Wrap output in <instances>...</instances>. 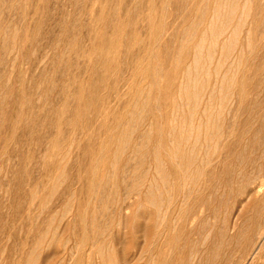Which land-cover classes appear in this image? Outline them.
Returning <instances> with one entry per match:
<instances>
[{"label":"rangeland","instance_id":"obj_1","mask_svg":"<svg viewBox=\"0 0 264 264\" xmlns=\"http://www.w3.org/2000/svg\"><path fill=\"white\" fill-rule=\"evenodd\" d=\"M232 2L0 0V264H264V0Z\"/></svg>","mask_w":264,"mask_h":264},{"label":"bare ground","instance_id":"obj_2","mask_svg":"<svg viewBox=\"0 0 264 264\" xmlns=\"http://www.w3.org/2000/svg\"><path fill=\"white\" fill-rule=\"evenodd\" d=\"M210 1H211V0H210ZM222 1H223V0H222ZM215 3H216V2H215ZM222 3H225V2H221L220 4H222ZM232 3H233V2H232V0H231V4H232ZM236 3H237V1H236ZM218 4H219V3H218ZM220 4H219V5H220ZM216 5H217V4H216ZM220 6H221V5H220ZM227 6H228V5H227ZM227 6H226V7H227ZM235 6H236V5H235ZM243 7H244V6H242V8H243ZM227 8H228V7H227ZM231 8H232V7H231ZM231 8H230V9H231ZM244 8H245V7H244ZM217 9H219V8H217ZM233 9H235V8H233ZM242 10H243V9H242ZM227 11H228V9H227ZM230 12H231V13L234 12V14H235V11H230ZM214 13H215V12H214ZM228 13H229V12H228ZM217 14H218V11H217ZM217 14L215 13L214 15L216 16ZM212 15H213V14H212ZM227 15H228V14H227ZM227 15H226V17H227ZM229 15H230V14H229ZM242 15H243V13H241V16H242ZM244 15H245V14H244ZM211 17H212V16H211ZM228 17L230 18V16H228ZM232 17H233V16H232ZM212 18H213V17H212ZM212 18H210V19L212 20ZM233 19H234V18H233ZM237 19H238V18H237ZM229 20H230V19H228V23H230ZM231 20H232V18H231ZM223 21H224V20H223ZM234 21H235V20H233V22H234ZM236 21H237V20H236ZM228 23H225V24H228ZM210 24H211V23H210ZM233 24H234V23H233ZM237 25H238V24H237ZM221 26H222V25H221ZM238 26H239V25H238ZM233 27H234V26H233ZM212 28H213V26H212ZM238 28H239V27H238ZM208 29H210V28L208 27ZM231 29H232V28H231ZM206 30H207V29H206ZM219 30H220V29H219ZM203 31H204L203 33H205V30H203ZM211 31H212V30H211ZM206 32H207V31H206ZM213 32H214V30H213ZM234 32H235V31H234ZM201 33H202V32H201ZM207 33H208V32H207ZM209 33H210V32H209ZM215 33H216V32H215ZM219 33L221 34L220 31H219ZM223 33H225V31H224ZM211 34H212V33H211ZM211 34H210V35H211ZM220 34H219V35H220ZM213 35H214V34H213ZM213 35H211V36H209V37H212ZM216 35H217V34H216ZM219 35H218V36H219ZM221 35H222V34H221ZM223 36H224V35H223ZM201 37L203 38L204 36H201ZM215 37H217V36H215ZM224 37H225V36H224ZM213 38H214V37H213ZM227 38H229V36H228ZM217 39H218V37H217L215 40H217ZM215 43H216V41H215ZM222 43H223V42H222ZM210 44H211V43H210ZM195 46H196V45H195ZM201 46H202V45H201ZM216 46H217V45H216ZM199 47H200V44H199ZM201 48H202V47L199 48V51L201 50ZM212 48H214V46H213ZM207 51H209V50H207ZM197 52H198V51H197ZM209 52H210V51H209ZM208 55H209V54H208ZM207 57L209 58V56H207ZM210 58H211V56H210ZM230 65H231V62H230ZM230 65H229V67H230ZM195 66H196V65H195ZM230 68H231V67H230ZM230 68H229V69H230ZM229 69H228V70H229ZM175 70H176V69L174 68L173 72H174ZM175 72H177V70H176ZM172 76H173V75H172ZM231 76H232V75H231ZM234 76H235V75H234ZM231 78H232V77H231ZM233 79H234V78H233ZM166 85H167V84H166ZM167 86L169 87V85H167ZM185 88H187V87L185 86ZM238 90H239V88H238ZM239 92H240V91H239ZM240 93H241V92H240ZM233 102H234V101H233ZM263 109H264V108H263ZM258 112H259V111H258ZM262 114H263V113H262ZM262 119H264V118H262ZM262 119H261V120H262ZM233 123H234V122H233ZM254 123H255V122H254ZM248 124H249V123H248ZM249 125H251V124H249ZM253 125H254V124H253ZM255 125H256V124H255ZM257 125H258V123H257ZM260 125H261V124H260ZM256 127H257V126H256ZM261 127H262V126H261ZM257 128H259V127H257ZM251 129H253V128H251ZM252 131L254 132V130H252ZM262 131H263V130H262ZM181 134H182V133H181ZM250 135H251V134H250ZM253 137L255 138L256 136L253 135ZM257 141H258V138H257ZM254 142H255V141H254ZM254 142H253V143H254ZM253 143H251V144L253 145ZM255 143H256V142H255ZM255 143H254V144H255ZM257 144H258V143H257ZM257 144H256V145H257ZM252 148H253V147H252ZM256 148H257V147H256ZM255 161H256V160H255ZM186 162H187V161H186ZM178 164H179V163H178ZM180 164H181V163H180ZM186 164H187V163H186ZM257 166H258V165H257ZM253 167H254V166H253ZM261 167H262V166H261ZM254 169H255V168H254ZM261 169H263V168H261ZM258 170H259V169H258ZM250 171H251V170H250ZM253 171H254V170H253ZM258 172H260V171H258ZM261 172H263V171H261ZM251 173H253V172H250L249 174H251ZM256 173H257V171H256ZM256 173H255V174H256ZM258 174H259V173H258ZM263 174H264V173H263ZM244 175H245V174H243V176H244ZM241 176H242V175H241ZM248 176H249V175H248ZM244 177H245V176H244ZM253 177H254V176H253ZM262 177H264V176H262ZM262 177H261V179H262ZM248 179H249V177H248ZM184 180H185V179H184ZM244 180H245V179H244ZM253 180H257V179L252 178V181H253ZM177 181H178V180H177ZM241 181H242V179H241ZM263 181H264V180H263ZM178 182H179V181H178ZM249 182H251V181H249ZM256 182L258 183V181H256ZM182 184H183V183H182ZM255 184H256V183H255ZM183 185H185V184H183ZM183 185H182V186H183ZM251 185L253 186V184H250V186H251ZM262 185H263V183L260 181L256 186H257L258 188H259V187L262 188ZM178 186H179V185H178ZM245 186H246V184H245ZM247 186H248V185H247ZM252 186H251V188H252ZM254 186H255V185H254ZM263 186H264V185H263ZM238 188H239V187H238ZM244 188H245V187H244ZM239 189H240V188H239ZM237 190H238V189H237ZM251 190H252V189H251ZM255 190H256V189H255ZM262 190H263V189H262ZM258 191H259V190H258ZM246 192H248V191H246ZM260 192H261V191H260ZM240 193H241V192H240ZM263 193H264V192H263ZM254 194H255V193H254ZM261 194H262V193H261ZM246 195H247V194H246ZM259 195H260V194H259ZM240 196H241V195H240ZM261 196H262V195H261ZM246 197H247V196H246ZM124 207H125V206H124ZM126 207H127V206H126ZM126 207H125V208H126ZM160 208H161V207H160ZM157 211H158V210H157ZM157 215H158V214H157ZM161 216H162V215H161ZM156 217H158V216H156ZM164 218H166V217H164ZM160 220H161V219H160ZM160 220H159V221H160ZM155 222H156V220L154 221V223H155ZM160 222H161V221H160ZM158 224H159V223H158ZM158 224L156 223V225H158ZM160 225H161V224H159V226H160ZM159 226H158V227H159ZM152 228H153V226H152ZM159 228H160V227H159ZM258 253H259V252H258ZM252 256H253V255H252ZM256 256H257V255H256ZM260 256H261V255H260Z\"/></svg>","mask_w":264,"mask_h":264}]
</instances>
